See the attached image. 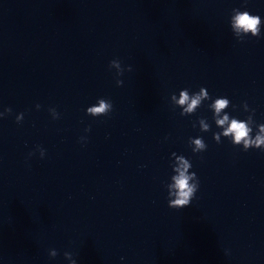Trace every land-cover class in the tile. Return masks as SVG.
<instances>
[{"label": "clouds", "instance_id": "9594fccd", "mask_svg": "<svg viewBox=\"0 0 264 264\" xmlns=\"http://www.w3.org/2000/svg\"><path fill=\"white\" fill-rule=\"evenodd\" d=\"M261 18L258 15L250 14L248 11H241L238 8L232 9V15L230 17V27L233 33L239 41H243V36L251 33V37L259 38L261 35ZM109 68L116 70V76L120 77L124 74V71H132L131 66L127 69L122 67L119 59H113L109 62ZM116 85L122 86L123 80L117 78ZM172 101L182 108L180 112L181 116H189L194 114L196 110L202 105V101L210 100L211 97L206 88L201 87L196 93H189L187 88L180 90L179 98L177 99L175 94L171 95ZM230 106V100L227 97H218L208 105V108L213 112V120L215 125L222 129L220 132L213 133V139L217 144L221 142V136L229 137L231 143L234 146H242L243 150L247 152L249 149H260L264 151V124L256 125L253 116L255 115V109H249L247 102L243 104L244 111L251 112L246 120H240L235 117H231L227 112H224L226 108ZM37 109L40 105H36ZM235 109V106H232ZM113 110L112 101L109 99L99 98L95 105L89 106L86 109V114L92 117L108 116ZM12 109L6 108L4 112H0V118L6 114H11ZM53 119L59 118V113L55 108H50ZM24 118V114L20 113L16 116V122L20 123ZM200 130L202 132H208L210 130V124L206 118H200L198 120ZM256 127V134L253 136V126ZM195 127V124L193 125ZM90 127L85 131H90ZM84 139L83 137L81 138ZM189 146L192 148L193 153H200L207 149V145L202 137L189 138ZM41 158L45 155L43 148L37 147ZM33 153H29L32 155ZM176 157V161L172 163V170L174 175L171 176V182L166 185L168 192V207L173 209H182L191 205L192 200L195 198L199 189V178L195 172H190L192 164L189 159L183 155H177L175 152L171 154ZM58 255L57 250L50 249L49 256L55 258ZM64 256L70 260L71 264H77L76 260L72 258L71 253L65 252ZM123 259V258H122Z\"/></svg>", "mask_w": 264, "mask_h": 264}]
</instances>
